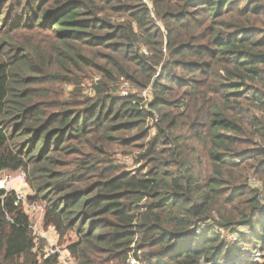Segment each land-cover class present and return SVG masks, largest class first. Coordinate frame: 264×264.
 Returning <instances> with one entry per match:
<instances>
[{"label": "trees", "instance_id": "trees-1", "mask_svg": "<svg viewBox=\"0 0 264 264\" xmlns=\"http://www.w3.org/2000/svg\"><path fill=\"white\" fill-rule=\"evenodd\" d=\"M149 2L0 0V173L75 264H264V0ZM37 242L0 188V264Z\"/></svg>", "mask_w": 264, "mask_h": 264}, {"label": "rangeland", "instance_id": "rangeland-1", "mask_svg": "<svg viewBox=\"0 0 264 264\" xmlns=\"http://www.w3.org/2000/svg\"><path fill=\"white\" fill-rule=\"evenodd\" d=\"M95 81V78L93 80H85L83 84L85 86H90L93 84ZM89 88V87H88ZM132 90V87L129 86L126 83H121L120 88L118 89V94L119 95H125L126 92ZM89 91V89H88ZM87 91V95H92L89 94ZM92 93V92H91ZM115 154H116V159L118 162H120L123 166L126 167V170L128 171H133L136 169H140L142 167V163H135L136 162V155L137 150H131L133 155L131 156V152L128 155H123L124 153L127 152V150L123 148H118L116 147L114 149ZM20 173L24 174V178L20 180L18 178V175ZM8 184L5 185V190L6 191H13L17 196H21L22 199L19 201L18 204H20V207L28 213L31 225H32V232L33 235L40 240V242H37V246H40L41 248L44 249L45 253L49 252L52 249H64L63 247H66V241L68 239L74 240V237L72 236L71 238L67 239H59V237L55 234L54 229L52 227H44L42 224V218H43V205L44 201H41L40 199L34 200L32 199L33 192L27 182V178L25 177V173L23 171H4L0 173V179H8ZM253 180V178H251ZM225 234V233H223ZM68 237V236H67ZM234 235H231L227 238V241L233 242L235 241L233 239ZM239 245H237L238 247ZM247 247V249H250L251 246L244 245L242 246V252L244 253L245 251L243 248ZM236 249V248H235ZM264 251V250H263ZM67 260L71 264H75L74 259L71 257H68ZM66 264L68 262L66 261Z\"/></svg>", "mask_w": 264, "mask_h": 264}, {"label": "built area", "instance_id": "built-area-1", "mask_svg": "<svg viewBox=\"0 0 264 264\" xmlns=\"http://www.w3.org/2000/svg\"><path fill=\"white\" fill-rule=\"evenodd\" d=\"M143 3H145L148 8H150V2L149 0H141ZM90 93V90L88 91ZM141 95L143 96L144 99H146V89L141 91ZM18 178L20 180H22L24 178V174L20 173L18 175ZM8 180L9 178L6 179H0V188L1 189H5V185L8 184ZM7 190V189H6ZM22 199L21 196H17V204L19 203V201ZM243 250L245 252L249 253V256L253 259V260H260V261H264V251L260 250V249H253L250 248V251H248L247 247L243 248ZM48 254H56L58 255V264H66V261L68 262L67 258L70 257L69 253L67 252V250L65 249H51L49 252H47ZM126 260H127V264H144V262L142 261V259L140 260L137 259L134 256L133 251H130L127 253L126 255ZM68 264H71L68 262ZM203 264H209V263H203Z\"/></svg>", "mask_w": 264, "mask_h": 264}, {"label": "bare ground", "instance_id": "bare-ground-1", "mask_svg": "<svg viewBox=\"0 0 264 264\" xmlns=\"http://www.w3.org/2000/svg\"><path fill=\"white\" fill-rule=\"evenodd\" d=\"M52 249V248H51ZM248 255V254H247ZM69 262V261H68Z\"/></svg>", "mask_w": 264, "mask_h": 264}]
</instances>
